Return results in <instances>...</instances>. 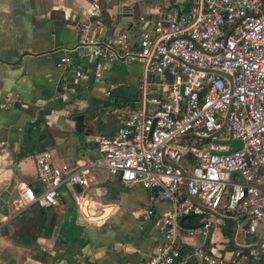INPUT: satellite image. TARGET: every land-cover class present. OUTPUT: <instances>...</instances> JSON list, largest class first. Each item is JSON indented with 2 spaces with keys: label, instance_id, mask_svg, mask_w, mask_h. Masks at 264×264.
<instances>
[{
  "label": "built area",
  "instance_id": "2783aa9c",
  "mask_svg": "<svg viewBox=\"0 0 264 264\" xmlns=\"http://www.w3.org/2000/svg\"><path fill=\"white\" fill-rule=\"evenodd\" d=\"M101 9V0H88L78 46L101 59L142 64L148 78L140 99L115 133L98 137L99 157L56 162L51 150L37 152L41 188L24 185L22 205L57 204L62 183L87 185L91 168L100 166L171 203L155 218L162 241L139 264H227L202 244L187 248L179 241L188 214L199 215L204 230L221 216L243 215L236 230L249 260L238 250L231 261L264 264V0H196L189 13L172 12L145 26L136 46L126 32L106 40L94 35L91 18ZM59 63L76 65L82 76L70 56ZM230 138L242 146L217 153L230 146L215 140ZM233 170L242 178L231 177ZM153 213L151 206L142 210L144 217Z\"/></svg>",
  "mask_w": 264,
  "mask_h": 264
},
{
  "label": "crops",
  "instance_id": "0c3cea01",
  "mask_svg": "<svg viewBox=\"0 0 264 264\" xmlns=\"http://www.w3.org/2000/svg\"><path fill=\"white\" fill-rule=\"evenodd\" d=\"M195 2L101 0L93 33L106 40L126 32L136 46L145 26L172 12L189 13ZM87 6L88 0H0V264H139L163 239L155 218L171 203L158 200L153 188L124 184L104 167L91 168L87 185L62 183L55 205L24 206L19 196L24 185L41 188L40 150H51L56 162L99 157L98 137L115 133L148 78L138 62L101 59L78 46L77 25L87 19ZM121 10L133 17L122 18ZM63 55L80 64L82 76L76 65L59 63ZM149 206L154 213L144 217ZM222 217L207 230L183 226L179 241L187 248L202 244L227 264L242 250L248 261L236 230L243 215L230 232Z\"/></svg>",
  "mask_w": 264,
  "mask_h": 264
},
{
  "label": "water",
  "instance_id": "95a60500",
  "mask_svg": "<svg viewBox=\"0 0 264 264\" xmlns=\"http://www.w3.org/2000/svg\"><path fill=\"white\" fill-rule=\"evenodd\" d=\"M122 13V18H132L133 14L130 10H121L120 11ZM122 24V23H121ZM222 74H225L224 72H220ZM228 75V74H225ZM229 76V75H228ZM230 77V76H229ZM218 143H227L229 144V148L228 149H224V150H215L217 153H229L237 148H240L242 146V141L239 138H230V139H218L215 140ZM234 173H238V175L242 178V175L237 171V170H233L231 172V177H233ZM187 185V181H184V186L186 187ZM183 220V218L181 219Z\"/></svg>",
  "mask_w": 264,
  "mask_h": 264
},
{
  "label": "trees",
  "instance_id": "16d2710c",
  "mask_svg": "<svg viewBox=\"0 0 264 264\" xmlns=\"http://www.w3.org/2000/svg\"><path fill=\"white\" fill-rule=\"evenodd\" d=\"M118 103L120 105H125L126 103H128V100H119ZM131 107L134 105V102L132 101L131 103ZM225 220L226 222H228V230L227 232H230L232 231V227L234 225V218L232 217H225ZM183 224L186 225V226H193V225H199L201 224L200 222V216L199 215H195V214H188V215H185L184 218H183Z\"/></svg>",
  "mask_w": 264,
  "mask_h": 264
},
{
  "label": "rangeland",
  "instance_id": "374dc122",
  "mask_svg": "<svg viewBox=\"0 0 264 264\" xmlns=\"http://www.w3.org/2000/svg\"><path fill=\"white\" fill-rule=\"evenodd\" d=\"M221 218H224V217L221 216Z\"/></svg>",
  "mask_w": 264,
  "mask_h": 264
}]
</instances>
